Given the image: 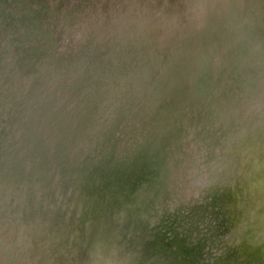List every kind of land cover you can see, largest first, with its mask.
Listing matches in <instances>:
<instances>
[{
	"label": "bare ground",
	"instance_id": "1",
	"mask_svg": "<svg viewBox=\"0 0 264 264\" xmlns=\"http://www.w3.org/2000/svg\"><path fill=\"white\" fill-rule=\"evenodd\" d=\"M79 1L65 9L64 0H47L51 16L61 12L63 25L72 17L80 30L59 68L53 35L35 44L45 61L34 72L45 84L29 75L35 88L24 87L19 103L7 94L6 120L23 111L34 141L26 157L11 154L8 171L0 163L13 194L0 216L5 242L24 243L32 264H264V0H129L122 8L115 0L109 14V0ZM6 2L0 32L22 25L12 39L26 48L25 17L5 19ZM31 16H42L37 4ZM142 105L151 106L147 115ZM135 114L154 123L138 125ZM163 125L167 143L156 134ZM189 150L200 159L186 167L195 160L205 175L199 200L195 180L175 172L177 153ZM176 175L179 185L167 188ZM186 186L193 201L183 207ZM178 187L169 213L165 198ZM6 253L0 261L12 264Z\"/></svg>",
	"mask_w": 264,
	"mask_h": 264
},
{
	"label": "rangeland",
	"instance_id": "2",
	"mask_svg": "<svg viewBox=\"0 0 264 264\" xmlns=\"http://www.w3.org/2000/svg\"><path fill=\"white\" fill-rule=\"evenodd\" d=\"M5 1H9V3L7 2L3 3L5 8L2 5L4 10L6 11V12L4 11V14L6 15L5 19L8 18L12 22L15 20L17 21L18 20L17 18H19L20 16L25 17V20H26L25 28L27 30H30L31 32L30 37L33 36L32 42L27 43L28 45L26 48L25 47L20 48V43L18 42L16 45L15 42L13 43L12 38L18 39L19 33H21V30H22L21 28L22 25L18 24L17 26V23L16 25L11 24V28L7 29L4 32L2 31L0 32V157L2 159V160L0 159L1 160L0 163H2V166L6 169V171H8V169H11L9 165L11 154L15 152V158H17L16 160H19L20 158H22V153H23V157L24 156L26 157L27 150L31 147V144H33L32 142L34 141V137H31L30 135L31 134L30 131L32 130H29L26 127V124L24 126L23 124L20 123L21 119L25 117V115L23 114V111L19 112L20 115L15 120H11V121H7L8 119L6 120V118L10 116L6 112L7 110L6 104L9 105L8 102L11 101L10 99H8L7 94L9 93V97L15 96L17 98L16 102L19 103L20 102L19 100L23 98V94L25 97V91H29L28 90V88H30L29 86H31V89L35 88V84H34L35 82L33 81L36 78L39 82L45 84V80L47 79V77L42 75V73L40 74V73L34 72V71L39 70L40 64L43 65V62L45 61V57L43 56L44 52L41 51V53L39 52L34 53L33 49L35 47V44H38L39 46L40 45L43 46L45 43V38L47 39V37H50L51 35H53L54 39H52L51 42L53 46L54 44L56 45V47L54 46V52H55V57H56V68L57 67L59 68L61 63H63V59H64V58H60L59 56L61 53L60 51H62L64 48L69 47L72 40H75L76 34L79 32L80 27L78 26L77 21L74 18L72 19V17H71L72 22L70 24H69V21H68V25L66 24L63 25V22L61 24V20H60L62 19L60 18L61 12H56L54 16H51L50 13H48L47 8H46V5L48 4L47 0H5ZM80 1H84V0H80ZM128 1L129 0H124L123 3L120 5L121 8L126 6V4H128ZM69 2H72V0H64L65 9H66V6L69 4ZM36 4L38 6V13L41 12L42 16H39V18L34 21H32L34 17L31 16V21H30V14L33 10L34 11L36 10ZM118 4L119 3L115 2V0L114 2L113 0H109L108 6L105 12L109 14V13H113L117 11L119 9ZM44 10H45V14L43 13ZM50 27H52L51 29L52 32H50L49 30ZM67 35H70L71 37L67 38L66 37ZM32 61L34 64L33 66L34 68H32V65L29 64V62H32ZM8 75H9V78H6L8 77ZM29 75H34L35 77L34 80L27 81V78ZM26 82H28V84H26ZM193 84L194 82L192 79V73H188L186 75V82H185V88H186V91H188L187 93L191 94L193 92V87H192ZM24 87H27L25 91H24ZM38 89L40 88L38 87ZM35 90L36 91H34V93L42 94L44 91V88H41L40 90H37V89ZM134 94L138 96L137 99L139 100L140 99L139 96L141 95L140 94L138 95L137 92ZM180 95L181 97L179 99L182 100L183 99L182 91ZM67 96L69 97V95ZM161 99H162L161 103L164 102L166 106L168 107L169 102H168L167 97H165V99H163L162 97ZM181 100H178L179 102L178 109L180 108L182 109L184 107V103L182 104ZM146 104H149V103H146ZM149 107L151 106L142 105L140 108L143 110L139 111L140 112L139 114H144L145 113L144 111L150 112ZM191 113L193 112L191 111ZM145 114L147 115L148 113H145ZM136 115L137 114H135L134 116L130 115V118H133ZM147 117L145 115L141 117H138V116L135 117L138 119L137 124L138 125L141 124V121L142 123H147L149 121L150 125L153 124L154 121L151 119L148 120ZM162 117L166 123H169L172 119V115H170L169 112L164 113ZM189 118H191L190 114H189ZM132 120H135V119H132ZM43 124L44 123L42 122V125ZM154 128L157 129V127H154ZM167 128H168L167 125H163L159 127L160 131L157 132L156 130V134L157 133L158 135L161 134L159 137L161 138V140H165L166 143L168 142L166 141V139L169 138L168 137L169 135L167 136ZM179 130H183L182 133L183 134L185 133L184 139L188 141V139H190L191 132H188L187 128L185 129L183 125L182 127L179 128ZM153 133H154V130H153ZM182 133L179 132V134H182ZM189 146L190 147L192 146L191 143L189 144ZM32 151H35L34 147ZM182 151L177 153L175 157V158H178L180 162V165L176 167L175 172H178L179 176H182L184 174V176L182 177V180L184 181L185 180L187 181L188 178L189 180L190 179L195 180L196 187L192 190L193 192L191 193L198 194L197 197H195L193 200H199L201 197L200 196V193L202 190L201 187L203 186V183H204L203 180H205V177H204L205 175H203V171H200L199 169V166H201V163H197L199 164L197 165L195 161V160L200 159V156L195 154V156L192 158L191 156L194 150H191V151L189 150V152L187 153L188 156L186 155V153L183 155L184 151L183 152ZM168 155L166 154V156ZM191 158L195 160L192 161V167L188 166L187 168L186 166L190 162ZM34 159H35L34 160L35 164L33 165V172H30V176L35 175L36 168L38 165V161H37L38 158L37 159L34 158ZM172 168L175 169L174 166ZM185 169H187V171H185ZM24 171L25 172L27 171V166L25 163H24ZM175 174L176 173H173L171 178ZM170 180L171 181L169 182V184L166 183L167 184L166 187L167 188L169 187V189L171 188L170 185H172L173 181L175 182L174 184L177 183L179 185L180 183V179L179 177H177V175H176V178H173ZM50 181L51 183L54 181V176L51 178ZM10 190H11V187H9L7 183L0 182V214H2L0 216H5L3 215V209H4L3 202L4 201L8 203V206H9L8 208L10 209L11 201H9V199L13 196ZM35 190H37V187ZM186 192H188L186 193L187 194L186 196L184 193L183 197H181L180 199H177L178 197H176V195L179 193V187L176 193L172 189L171 195L165 198V201H164L165 209L169 210L168 211L169 213L172 212L173 210L172 202L174 198H176L177 200H181L183 202V207H187L188 205H190L193 200H192V197H190L192 195H188L190 193L189 186H186ZM147 205L150 206V204H147ZM6 210L7 209H5L4 211L10 215L11 212L8 210L6 211ZM3 220L4 222H8V219L6 217L3 218ZM3 224L5 227L7 226V223H3ZM0 233L4 234V238H1L0 240V258H1L2 252L5 253V251H7L6 254H10L9 258L12 264H28V263L32 264L30 261L31 255H32L31 251L27 250L26 246H24L25 245L24 243L19 242L20 247H17L18 245L17 246L14 245L15 248L10 249L9 244H7L8 241L5 242L6 241L5 238H7V234L5 235V231H3L2 224L0 225ZM4 247L6 249L5 251L3 250ZM0 264H4V263L0 261Z\"/></svg>",
	"mask_w": 264,
	"mask_h": 264
}]
</instances>
